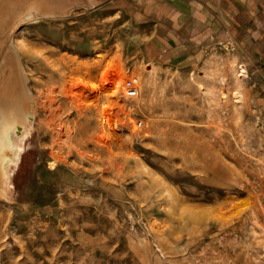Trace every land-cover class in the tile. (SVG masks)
I'll list each match as a JSON object with an SVG mask.
<instances>
[{
    "label": "rangeland",
    "instance_id": "obj_1",
    "mask_svg": "<svg viewBox=\"0 0 264 264\" xmlns=\"http://www.w3.org/2000/svg\"><path fill=\"white\" fill-rule=\"evenodd\" d=\"M67 8L10 31L38 115L0 179V264H264V58L222 22L171 45L153 0ZM105 61L135 112L93 86ZM92 102L107 132L84 130Z\"/></svg>",
    "mask_w": 264,
    "mask_h": 264
},
{
    "label": "bare ground",
    "instance_id": "obj_2",
    "mask_svg": "<svg viewBox=\"0 0 264 264\" xmlns=\"http://www.w3.org/2000/svg\"><path fill=\"white\" fill-rule=\"evenodd\" d=\"M78 1L79 0H0V179L8 176L7 170L9 161L12 159V154L16 149L13 138L14 132L19 134V132L29 122L36 119L38 115L37 99L29 86L31 77L23 62L20 47H18L14 40H11V42L9 41L11 36L10 31L14 30L22 20H33L39 15L46 17L59 16L60 12H63L68 6L71 8V6L75 5ZM107 64L108 61L102 64L99 73L100 76L97 77L93 86L105 91L107 98L109 96H118L120 90L123 95L126 96L124 91L128 78L124 79L121 70H119L120 65H118V71L114 74H110L111 70L106 69ZM140 69L141 68L137 71L141 72L142 70L140 71ZM122 70L124 72V69ZM239 70L241 71L240 74L246 71L243 64L240 65ZM219 80L223 82L224 77L220 75ZM151 83V75L148 74L146 76V88L149 91L152 89ZM76 87H74L72 82L69 83L67 95H69V93H74L77 96H81L79 91H74ZM142 92L143 88L141 87V92L136 97L127 99L129 102H126L124 105L129 109L128 113L135 112L136 108L142 107ZM99 93L97 92L96 97L94 96L96 98L94 99L95 102L97 99L99 100ZM132 100H136L135 104L132 103ZM74 101L75 100L72 102ZM89 104L90 105L85 107H83L84 105L82 107L78 104L76 105L78 106V115L84 118V130L88 131L87 127L93 129L98 127L107 132L108 127L111 125V120L107 115L106 107H98L94 102ZM132 131L134 132L135 129H132ZM0 191L6 194V189L1 184Z\"/></svg>",
    "mask_w": 264,
    "mask_h": 264
},
{
    "label": "crops",
    "instance_id": "obj_3",
    "mask_svg": "<svg viewBox=\"0 0 264 264\" xmlns=\"http://www.w3.org/2000/svg\"><path fill=\"white\" fill-rule=\"evenodd\" d=\"M153 1L159 8L154 10V22L159 29L169 31L166 36L171 45L188 43L222 22L234 37L252 45L263 60L264 0Z\"/></svg>",
    "mask_w": 264,
    "mask_h": 264
},
{
    "label": "built area",
    "instance_id": "obj_4",
    "mask_svg": "<svg viewBox=\"0 0 264 264\" xmlns=\"http://www.w3.org/2000/svg\"><path fill=\"white\" fill-rule=\"evenodd\" d=\"M124 93L130 98L136 97L140 93V83L136 77H130L126 80ZM142 122L143 120L141 118H137L133 126L135 125L139 127L142 125Z\"/></svg>",
    "mask_w": 264,
    "mask_h": 264
}]
</instances>
